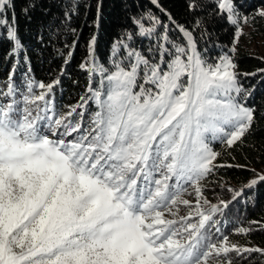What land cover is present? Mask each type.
I'll return each mask as SVG.
<instances>
[{"label": "snow or ice", "instance_id": "6c2138e0", "mask_svg": "<svg viewBox=\"0 0 264 264\" xmlns=\"http://www.w3.org/2000/svg\"><path fill=\"white\" fill-rule=\"evenodd\" d=\"M151 2L164 12L160 0ZM246 2L212 0L214 15L235 26L232 47L214 59L198 50L192 31L177 24L182 39L172 40L169 26L151 14L132 18L109 67L96 62L92 36L80 65L89 73L87 94L66 112L51 99L59 78L29 79L18 91L9 74L0 90V264H233V251L241 260L244 253L264 256V249L216 235V216L231 201L205 196L215 169L232 166L217 163L213 143L231 149L257 119L242 102L250 93L234 57L240 21L264 18V8L249 17ZM14 7V0H0L9 55L22 47L16 18L7 15ZM187 7L204 5L187 0ZM101 13L102 3L97 20ZM135 36L156 43L145 51L134 46ZM91 103L96 110L85 121ZM252 171L245 188L264 183V173ZM228 191L232 200L241 195Z\"/></svg>", "mask_w": 264, "mask_h": 264}, {"label": "trees", "instance_id": "16d2710c", "mask_svg": "<svg viewBox=\"0 0 264 264\" xmlns=\"http://www.w3.org/2000/svg\"><path fill=\"white\" fill-rule=\"evenodd\" d=\"M14 2V9H9L7 15L9 19L12 16L16 18L15 27L22 47L9 55L12 46L5 39V33L0 30V90H6L5 84L9 74L12 75V83L18 91L24 90L21 85L29 79L38 84L59 78L60 83L54 88V97H58L59 102L67 106L74 105L81 96L87 94L89 73L81 69L80 65L88 61V43L91 37H96V62L109 67L112 46L126 32L132 30L133 17L147 14L159 17L163 24L169 26V37L172 40L182 39L176 25H183L193 32L198 42V50L210 59L232 47L235 32V26L226 20L221 21L214 15L216 9L212 0H200L204 7L194 11L188 9L187 0H160L164 12L153 5L151 0ZM101 3V18L97 20V5ZM262 8L264 0H247L243 11L253 17L255 12ZM65 13H68L67 17ZM168 15H171L175 24L169 22ZM240 23L242 28L249 25L251 30L243 33L236 46V71L239 73V82L250 93L245 94L243 103L256 109L257 119L253 130L231 149L219 142L213 143L215 150L221 153L217 163L232 166L218 167L205 182V196L211 201L218 195L221 198L227 197L228 195L222 193L229 187L240 189L245 186L255 175L253 169L257 172L264 168V71H260L264 69V47L261 53L252 50L255 39H264V18L254 17L247 24L242 21ZM159 31L162 32L163 29ZM205 32L207 34L201 38ZM132 43L146 51L156 43V39L135 36ZM65 60L68 62L65 63ZM26 70L27 74L24 75ZM98 77H95L97 81ZM89 108H92V103ZM92 110L93 108L90 112ZM216 220L220 222L216 225L220 229V232L216 233L219 238L222 239L226 235L233 244L264 249V183L245 188L241 196L224 210L223 215L216 216ZM240 227L249 231L246 234H238L235 230ZM211 231L215 233V227ZM243 255L245 259L241 260L236 252L228 253L233 264H264L260 253Z\"/></svg>", "mask_w": 264, "mask_h": 264}, {"label": "rangeland", "instance_id": "374dc122", "mask_svg": "<svg viewBox=\"0 0 264 264\" xmlns=\"http://www.w3.org/2000/svg\"><path fill=\"white\" fill-rule=\"evenodd\" d=\"M242 29H243V33H244V32H248L249 30H251V28H250L249 25L244 26ZM252 46L254 47V49H252V50H255V51H257V52L260 51V53H261V50H262V48L264 47V39H255V44H253ZM262 56H264V52L262 53ZM99 78H100V77H98V80H99ZM83 96H85V94H84ZM242 102H243V101H242ZM76 104H77V103H75L74 105H76ZM63 107H64V108H63V111L66 112V111L68 110V106H67V105H64ZM60 110L62 111V109H60ZM81 111H85V110H84V109H81ZM77 119H79V117H77ZM257 172H262V173H264V168L259 169ZM254 176H255V175H254ZM253 178H254V177H252V179H253ZM241 187H242V186H241ZM229 188H231V187H229ZM229 188H227V190L225 191V193H224V192L222 193L223 195H228L227 197L221 198V197L218 195V196L215 198V200L212 201V202H213V203H217V202H218L219 200H221V199H223V200H229V198L234 194V192H230V191H228ZM231 189H232V188H231ZM238 189H239V188H234L235 191H238ZM188 191H189V192H192V189L189 187V188H188ZM183 198H186V199H189V200H193V201H194V196H189V195H187V194H185ZM186 213H187V209H185L183 206H181L180 215H186ZM260 258H262L261 261L264 262V256L261 255ZM212 262H213V261H212Z\"/></svg>", "mask_w": 264, "mask_h": 264}]
</instances>
